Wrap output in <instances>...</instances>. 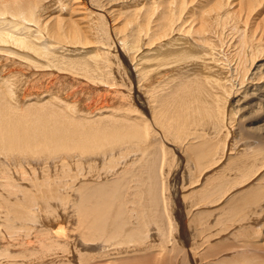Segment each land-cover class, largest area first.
Here are the masks:
<instances>
[{
	"label": "bare ground",
	"instance_id": "6f19581e",
	"mask_svg": "<svg viewBox=\"0 0 264 264\" xmlns=\"http://www.w3.org/2000/svg\"><path fill=\"white\" fill-rule=\"evenodd\" d=\"M112 2L85 0L76 7L82 16L74 19L70 2L0 0V226L9 230L7 238L0 233V264L181 262L177 227L187 245L186 237L195 238L185 228L204 222L197 209L217 204L222 189L225 198L245 185L243 176L236 178L239 170L255 177L264 171V0H221L214 8L200 1L198 23L184 13L188 0L167 1L162 11L149 14L128 3L122 7L132 12L123 16L121 37L113 24L126 11ZM50 6L58 10L48 19ZM106 24L114 40L119 36L113 55ZM192 61L197 75L187 73L168 91L167 84L155 87L156 71L165 76L171 63ZM15 67L22 76L17 95L7 83ZM25 151L32 153V164ZM221 165L216 176L211 170ZM197 169L216 178L197 176L202 190L191 196L200 201L185 220L178 181L186 175L193 183ZM228 172L234 173L230 180ZM170 188L173 201L179 200L176 218ZM261 193L264 186L233 204L226 196L219 211L223 222ZM215 218L212 225L221 226ZM17 254L28 261L15 260ZM237 256H230L234 264H240Z\"/></svg>",
	"mask_w": 264,
	"mask_h": 264
},
{
	"label": "rangeland",
	"instance_id": "374dc122",
	"mask_svg": "<svg viewBox=\"0 0 264 264\" xmlns=\"http://www.w3.org/2000/svg\"><path fill=\"white\" fill-rule=\"evenodd\" d=\"M60 1V3H62L63 5L64 4H66V2H70V3H73L74 4V10H73V18L75 19V18H77V17H80V16H82L81 15V13L77 10V5H79L80 3H83L85 0H81V2H80V0H78L79 2H78V4H77V0L75 1L76 3H74L73 2V0H59ZM111 1V0H110ZM113 2V5H112V8L113 7H117V8H122L120 11L122 12L123 10L124 11H126V15L124 14V15H122L121 16V18L116 22L117 23V25L114 23L113 24V28L114 27H116L117 26V28L119 29V31H118V29H116L118 32H117V34H119V36L121 37V35H123L124 33L122 32V28H123V26L121 27V24L120 23H123V21H124V17L123 16H125V18L129 15V13H131L132 11H131V9H126L125 10V8H123L122 6H125L126 4H128V3H134V4H137V6L135 5V10L136 9H139V8H141V10H140V13H142V14H149V13H152V12H155L156 13V11L158 12V11H160L161 9L163 10V6H165L168 2L167 1H170V0H112ZM115 1V2H114ZM143 1V2H142ZM153 1V2H152ZM175 2L177 1V0H174ZM198 1V2H197ZM200 1L201 2H203L204 0H188V2H191V3H186V9L184 10V13H185V15L187 16V14L189 13V16L188 17H192V15L194 14V16L192 17L193 19H191L192 21H194L195 23H198L199 22V20L197 21L196 19H197V16L199 15V11L201 10V9H198L196 6V4L198 3H200ZM140 2V3H139ZM186 2V1H185ZM195 2V3H194ZM205 2L206 3H209V5L210 6H212V8H214V7H216V6H218V5H220L221 4V0H219V1H215V0H205ZM204 2V3H205ZM116 3V4H115ZM155 3V4H154ZM177 3H179V1L177 2ZM205 3V4H206ZM134 4H129V5H127V6H131V5H134ZM139 4V5H138ZM153 6H152V5ZM192 4H193V6H192ZM155 5V6H154ZM190 5V6H189ZM209 6V7H210ZM154 7V8H153ZM190 7V8H189ZM188 9V10H187ZM196 9V10H195ZM58 9L55 7V6H50L46 11H45V13H46V15H48V19L50 18V17H54V13L57 11ZM161 10V11H162ZM65 10L63 9V12H64ZM119 11V12H120ZM63 12L61 13V15L62 16H65V14H63ZM65 13V12H64ZM66 17V16H65ZM185 17V16H184ZM184 17H183V19H184ZM257 18H258V16H256ZM256 18V19H257ZM121 21V22H120ZM106 28H105V30L109 27V31H108V35H109V37H110V46L111 45H113V46H111L112 48L111 49H113V50H111V54L113 53V51H115L116 50V45H114L113 43H116L117 42V40H118V38H119V36H118V38L117 39H113L114 38V35H112V34H114V33H111L112 32V26L110 25V24H106ZM120 27H121V29H120ZM196 27H198V26H196ZM195 27V28H196ZM116 33V32H115ZM123 33V34H122ZM116 35V34H115ZM117 36V35H116ZM116 36H115V38H116ZM113 42V43H112ZM72 48V47H71ZM114 54V53H113ZM112 54V55H113ZM112 57V56H111ZM113 58V59H112ZM111 58V60L113 61L114 60V56ZM179 59H177V61H178ZM178 63H179V65H178ZM186 63H188V64H186ZM195 63V64H194ZM197 62H195V61H192V62H175V63H171L168 67L166 66V68L164 69L165 71L164 72H162V73H165V74H167V75H165V76H158V73H157V71H156V74H152L153 76H155V78H156V83L159 85H157V84H155V87L157 88V89H159L158 87H161V88H163V87H167L168 86V84H169V86H171V87H174L173 85H175V88L177 87L176 85H178L182 80H184L185 79V75H187V73L188 74H191V77H193L194 75L193 74H195V75H197V73H196V68H194V66L193 65H195V67H197V65L198 64H196ZM182 65V66H181ZM189 69V70H188ZM16 70H18L19 72H20V70L18 69V68H12L11 70H10V73L8 74V77L9 78H7V83L10 85V86H15L14 87V91H16L15 92V95H17L18 93H19V90L17 89L18 87H19V85H20V80H22V76L20 77L18 74H16L17 72H16ZM169 70V71H168ZM183 70V71H182ZM166 71H168L167 73H166ZM16 72V73H15ZM169 72H171V73H169ZM173 72H175V73H173ZM185 72V73H184ZM192 72V73H191ZM177 76H176V75ZM168 77V78H167ZM170 77V78H169ZM177 78H179V81H178V79ZM173 79V80H172ZM177 79V80H176ZM181 79V80H180ZM172 80V81H171ZM186 80V79H185ZM184 80V81H185ZM160 81V82H159ZM161 81L163 82V84L161 83ZM164 81H165V84H164ZM166 81H171V83L172 84H170V82H166ZM176 83V84H175ZM161 84V85H160ZM166 84H167V86H166ZM18 86V87H17ZM169 86L167 87V91H168V88H169ZM16 89V90H15ZM170 90H171V88H169ZM159 90H161V89H159ZM164 91H165V88L163 89ZM237 130V129H236ZM235 130V132L237 133V136L239 135L238 134V130L236 131ZM1 153L3 154V155H5V156H7L8 155V153H7V151L6 150H4V152L3 151H1ZM26 155H27V158L25 157V161L27 162V163H33V161H31V158H32V153L29 151H25L24 152ZM47 156H43V158H46ZM231 157H234V156H231ZM38 159H42V158H40V156H38ZM0 160H1V158H0ZM35 162V161H34ZM37 164V165H36ZM178 163H176V165H177ZM224 165V164H223ZM223 165H221V167L219 166L218 168H216V169H213V170H211V171H213L214 172V174L217 176V174L221 171V170H223ZM33 166H40V164L39 163H34L33 164ZM199 170V171H198ZM204 170V169H203ZM225 170V169H224ZM232 170V169H231ZM233 170H235V169H233ZM233 170H232V172H233ZM197 172H196V175L194 176L195 178L194 179H192V181H193V183H191V184H189V182L190 181H188L187 179H186V175L183 177V182H182V179H180L181 181H178V187H177V194L179 195V187L180 188H182L183 189V191H181V196H180V201H181V204H182V208L185 210V211H187V213H189V211H190V213H189V215H187V213H185L184 211V214L186 215V217H185V220H186V218H188V219H192L193 218V215L192 214H194L195 213V211H196V208L198 207V201H200V200H198V198H195L194 196H191V194H194V193H196V192H198L199 190H200V188H201V186H200V183L201 184H203V182L202 181H204V179L203 178H206L207 180H208V177L207 176H209V178L210 177H213V179L214 178H216V176L214 175V174H212L213 172H211L210 170H207V173H206V171H205V173H203L202 174V172L200 171V169H197L196 170ZM209 171V172H208ZM238 170H236V171H234V173L236 172V174H234V173H232L231 172V174H230V172H228L229 173V180H230V178H232L231 176H233V174H234V176H236L237 174H238V172H237ZM216 172H218V173H216ZM262 172H264V171H262ZM262 172H260V174H258L256 177H255V175L253 176V174L251 175L250 174V176H252L251 177V179H249L250 178V176L248 175V174H244V173H242V171L240 172V170H239V173H240V175L238 174L237 176H236V178H237V180L238 181H240V177L241 176H243V180H245L246 179V181L247 182H245L244 184L245 185H243V186H237V188H230L229 186V189H232V190H228L229 191V193H227L226 192V194L224 193V195H225V198H224V196L222 195V197H221V193H223V189H222V191L220 192V193H218L217 195H218V197H221V198H223V199H221V198H218L217 197V195H216V197H215V201L217 202V200H218V202H217V204L215 203V204H211L210 203V205H208V207H203V208H201L200 207V209H197V211H198V213L196 212V214H199L200 212H202V213H200V214H202L203 215V217H204V222L202 221V222H200L201 224H204V227H206V228H204V227H202L203 225H200V223L198 224L199 225V227H197V226H190L189 227V229L188 228H185V231H183V232H186L187 231V233L189 234V235H192L193 234V238H195V239H192V236H191V238H188V237H186L187 239H188V244L187 245H184V243H185V239H184V237L181 235V231H182V229H181V226L180 227H177V231L178 232H176L177 234H176V237H177V241H178V243H177V247H179V249L181 250V251H177L176 250V252L177 253H179L180 255L179 256H181L180 257V259H181V262H177V260H175L174 261V264H175V262H176V264H190V263H193L194 261L193 260H195L196 261V264H200V263H202V264H234V258H232V257H230V256H235V259H238V258H236V256L238 255H240L239 256V258H241L240 259V264H243V262H244V264H246L245 263V259H246V257H247V259H246V262H247V260H248V262H247V264H250L249 263V260H251V259H254V260H252L253 262V264H256V262L258 261V263L257 264H263L264 263V255H263V253H264V248H263V250H261L262 248L261 247H263L262 245H264L263 243V241H264V215L262 214L263 212H264V194L263 193H261V199H260V196L257 198V202L255 201L253 204H251L250 205V203H249V205L247 204V205H244L245 206V208H243L244 209V211H242V212H238V214L236 215L235 214V216L234 215H231L230 217H229V219H228V223L227 222H223V219H222V217L223 216H221V212H219L221 209H222V207H224L225 205H226V203H225V201L227 202V201H229V199H230V202H232V204H233V201H241L242 199H244V198H249L247 195H250L251 193H252V191L253 190H257V189H259V187L260 188H263V186H264V179H262L263 177H260V176H264L263 174L264 173H262ZM174 173V172H173ZM223 173V172H222ZM198 174V175H197ZM210 175H212V176H210ZM223 175H225V174H222V176ZM197 176H198V178L200 179V180H202V181H200V180H198L197 179ZM233 176V177H234ZM245 176L247 177V178H245ZM225 177V176H224ZM226 177H228V175L226 174ZM254 177V178H253ZM261 178V179H260ZM14 180L13 181H15L16 183L18 182V184H20V185H25L26 183H24V182H22V180L20 179V178H18V177H14L13 178ZM219 179H221V178H219ZM227 179V178H226ZM241 179H242V177H241ZM253 179V180H252ZM199 181V183H197V181ZM225 180V179H224ZM229 180L227 179L226 181H228L227 182V184H226V188H228L227 187V185H228V183H229ZM234 180L235 179H233V182H234ZM191 181V182H192ZM209 181V180H208ZM232 181V180H231ZM237 181V182H238ZM21 182V183H20ZM185 182V183H184ZM225 182V181H224ZM232 182V183H233ZM261 184H260V183ZM195 183V184H194ZM226 183V182H225ZM247 183V184H246ZM180 184H182V185H180ZM255 184V185H254ZM229 185H230V183H229ZM258 185V186H257ZM182 186V187H181ZM192 186V187H191ZM193 186H194V188H193ZM253 186H255V187H253ZM210 188V187H209ZM226 188H224V189H226ZM251 188V189H250ZM252 188H254V189H252ZM249 189V190H248ZM196 190V191H195ZM202 190V189H201ZM200 190V191H201ZM250 190H252V191H250ZM261 190V189H260ZM260 190H259V192H260ZM262 191V190H261ZM190 192V193H189ZM249 192V193H248ZM172 193H173V191H172V189L170 188V194H169V196L172 198H170L169 200V202H170V212H172L171 214H172V216H173V218H176L177 216H176V214L178 213L177 212V208H179V203H177V202H179V200H176V199H174V201H177V202H174L173 201V198H174V194L172 195ZM210 193H212V192H210ZM231 193V194H230ZM245 193V195H243ZM248 193V194H247ZM0 197H2V195H3V192H2V189H0ZM228 194V195H227ZM247 194V195H246ZM263 194V195H262ZM184 195L187 197V199L188 200H186L185 199V201L184 200H182V199H184ZM4 196V195H3ZM226 196H228L229 197V199H228V197H226ZM234 196V197H233ZM246 196V197H245ZM239 198H241V200L239 199ZM212 199H214V197H212ZM211 198H210V200H212ZM225 199V200H224ZM228 199V200H227ZM234 199V200H233ZM184 201V202H183ZM187 201V202H186ZM190 201L192 202V201H195V202H197V203H195L196 205L194 206V208H192L190 205H192V204H194L193 202L191 203V204H188V203H190ZM220 201V202H219ZM186 202V203H185ZM222 202V203H221ZM257 203V204H256ZM186 204V205H185ZM221 204L222 205H224V206H222L221 207ZM255 204H256V206H255ZM177 205H178V207H177ZM202 205V204H201ZM214 207H212V206ZM214 205H216V207L214 206ZM174 208H173V207ZM200 206V205H199ZM207 206V205H206ZM247 206V207H246ZM196 207V208H195ZM218 207H219V209H218ZM254 207H256L255 209H254ZM221 208V209H220ZM173 211H172V210ZM176 211H175V210ZM239 209H242V207H239ZM251 209V210H250ZM212 210V211H211ZM218 210V211H217ZM255 210H256V213H255ZM258 210V211H257ZM214 211V212H213ZM3 211H2V209H0V218L2 217V219H0V220H2V221H0V223H3L4 221L3 220H5V217H4V213H2ZM177 212V213H176ZM192 212V213H191ZM213 212V213H212ZM254 212V213H253ZM176 213V214H175ZM216 213H219V215L217 214L216 215ZM251 213V214H250ZM210 214V215H209ZM256 214V215H255ZM211 215H213V216H211ZM254 215V216H253ZM209 216H211V218L209 219ZM221 216V217H220ZM262 216V217H261ZM214 217H216L215 219H217V222H220L221 223V219H222V223L223 224H221V226L219 225V223H218V225L217 226H219L218 228H217V226H215L217 223H214L212 220H214ZM218 217H220V218H218ZM231 217L233 218L232 219V221H229V220H231ZM235 217V218H234ZM213 218V219H212ZM245 218V219H244ZM238 219V220H237ZM205 220H206V222H205ZM207 221H208V223H210V224H208L207 223ZM213 222V223H212ZM238 222V223H237ZM253 222V223H252ZM225 223V224H224ZM230 223V224H229ZM251 223V224H250ZM262 225H261V224ZM205 224H208V225H205ZM212 224H215L214 226L212 225ZM176 225H177V223H176ZM210 226V227H209ZM260 228H258V227ZM3 227V226H2ZM1 226H0V233L2 234V236L4 235V237L6 236V235H8L7 233H9V230L7 229V228H5V227H3L2 228ZM191 227H193V228H191ZM202 227V228H201ZM229 227V228H228ZM262 227V228H261ZM190 228H191V230H190ZM196 228V229H195ZM200 228L201 229V231H200V229L198 230V229ZM209 228H211V230H213V233H212V238L211 237H208L207 235L209 234V236L211 235V230H207V229H209ZM212 228H214V229H212ZM221 228V229H220ZM241 228V229H240ZM7 229V230H6ZM193 229V230H192ZM204 231H203V230ZM242 229H243V231H242ZM254 229V230H253ZM200 232V233H202V234H200L198 231ZM222 232H221V231ZM225 230V231H224ZM235 230V231H234ZM261 230V231H260ZM189 231V232H188ZM206 231V232H205ZM217 231V232H216ZM237 231H239V232H237ZM245 231H247V232H245ZM209 232V233H208ZM219 232H221V234L219 233ZM225 233V234H222V233ZM6 233V234H5ZM204 233H207V234H204ZM216 233H218L217 234V236H215L216 235ZM258 233V234H257ZM199 234V235H198ZM220 234V235H219ZM202 235V236H201ZM259 235V237H257ZM262 235V236H261ZM9 236V235H8ZM7 236V237H8ZM7 237H5V238H7ZM201 237V238H200ZM241 237V238H240ZM257 237V238H256ZM211 238V239H210ZM244 238H247V239H244ZM253 238V239H252ZM227 239V240H226ZM240 239V240H239ZM244 239V240H243ZM191 240V241H190ZM224 240V241H223ZM252 240V241H251ZM262 240V241H261ZM7 241V239L5 240V242ZM193 241V242H192ZM206 242V243H205ZM244 242H247V243H249V242H251V243H249V247L247 246L248 244L246 243H244ZM228 243V244H227ZM256 244V247H257V249H258V251H256V249H253L254 247L253 246H251L252 247V249H251V247H250V245L252 244ZM180 245V246H179ZM183 245V246H182ZM220 245V246H219ZM246 245V246H245ZM258 245H259V247H258ZM187 246V247H186ZM221 247V248H219V247ZM222 246L224 247V248H222ZM232 246H233V248H232ZM242 246V247H241ZM168 247H170L171 248V246L170 245H168ZM182 247H184V248H182ZM192 249H191V248ZM229 247V248H228ZM241 247V248H240ZM255 247V248H256ZM12 248V247H11ZM170 248H168V249H170ZM188 248H190V250L192 251L193 250V253H192V257H193V260H192V257L191 256H189L191 253L190 252H188L189 250H188ZM195 248H197V249H195ZM211 248V250L213 251V249H214V253H215V255L213 254V255H211L213 252L211 251L210 252V249ZM213 248V249H212ZM218 248V249H217ZM232 248V249H231ZM240 248V249H239ZM261 248V249H260ZM12 249H14V248H12ZM11 249V250H12ZM178 249V248H177ZM183 249H184V251H186V252H188V255H186L185 253H183L184 251H183ZM194 249H195V252H194ZM208 249V250H207ZM228 249H231L230 251H232L233 253H234V251H235V249L237 250V251H235V253H234V255H233V253L231 254L230 252H228L229 250ZM242 249V250H241ZM15 250V251H14ZM13 250V253H20V250H16V249H14ZM197 250V251H196ZM225 250H228V251H225ZM238 250H240V251H238ZM244 250V251H243ZM246 250L248 251V250H250V251H248V252H246ZM260 250V251H259ZM198 252V253H197ZM225 252V253H224ZM240 252V254H238V253ZM242 252H244V254H245V256H246V253H247V256L245 257V259L244 260H242L244 257H243V253ZM261 252V253H260ZM182 253V254H181ZM195 253H197V254H195ZM251 253H253V255L251 254ZM183 254H185V255H183ZM230 254V255H229ZM262 255V256H260V255ZM22 255H24V254H17V256H16V258H15V260H23V257H22ZM194 255H198L197 257H199V258H201V259H199V258H197L196 256H194ZM208 255H211V256H209L210 257V259H208ZM223 255V256H222ZM256 255V256H255ZM21 256V257H20ZM201 256V257H200ZM212 256H214V257H212ZM219 256V257H218ZM230 258H228V257ZM237 256V257H238ZM178 257V256H177ZM183 257V258H182ZM187 257V258H186ZM196 257V258H195ZM206 257H207V259H206ZM212 257V258H211ZM172 258H173V256H172ZM179 258V257H178ZM189 258V259H188ZM195 258V259H194ZM205 258V259H204ZM249 258V259H248ZM251 258V259H250ZM187 259V260H186ZM219 259H220V262H219ZM222 259V260H221ZM48 260V258L47 259H45V261H47ZM58 260V259H57ZM182 260H186V261H189L188 263L187 262H185L184 263V261L182 262ZM192 260V261H191ZM201 260V261H200ZM257 260V261H256ZM262 260V261H261ZM28 260H23V262H27ZM55 261V260H54ZM173 261V260H172ZM199 261H200V263H199ZM229 261V262H228ZM233 261V262H232ZM238 261V260H237ZM236 260H235V263L237 262ZM225 262V263H224ZM239 262V261H238ZM238 262L236 263V264H238ZM173 263V262H172ZM195 263V262H194ZM193 263V264H194ZM251 263V264H252ZM17 264H19V263H17ZM25 264V263H24ZM28 264H31V263H28Z\"/></svg>",
	"mask_w": 264,
	"mask_h": 264
}]
</instances>
